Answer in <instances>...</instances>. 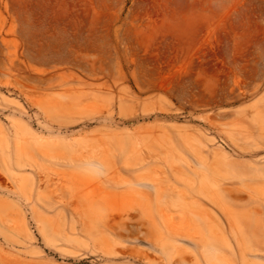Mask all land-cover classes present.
Returning <instances> with one entry per match:
<instances>
[{
    "label": "rangeland",
    "instance_id": "obj_1",
    "mask_svg": "<svg viewBox=\"0 0 264 264\" xmlns=\"http://www.w3.org/2000/svg\"><path fill=\"white\" fill-rule=\"evenodd\" d=\"M0 264H264V0H0Z\"/></svg>",
    "mask_w": 264,
    "mask_h": 264
},
{
    "label": "bare ground",
    "instance_id": "obj_2",
    "mask_svg": "<svg viewBox=\"0 0 264 264\" xmlns=\"http://www.w3.org/2000/svg\"><path fill=\"white\" fill-rule=\"evenodd\" d=\"M255 212V211H254Z\"/></svg>",
    "mask_w": 264,
    "mask_h": 264
}]
</instances>
